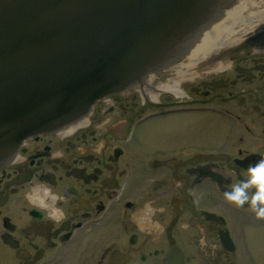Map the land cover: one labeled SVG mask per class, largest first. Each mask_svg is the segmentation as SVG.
<instances>
[{"label":"flooded vegetation","instance_id":"obj_1","mask_svg":"<svg viewBox=\"0 0 264 264\" xmlns=\"http://www.w3.org/2000/svg\"><path fill=\"white\" fill-rule=\"evenodd\" d=\"M218 4L138 80L3 156L0 264H262L264 218L225 187L264 158V0Z\"/></svg>","mask_w":264,"mask_h":264},{"label":"water","instance_id":"obj_2","mask_svg":"<svg viewBox=\"0 0 264 264\" xmlns=\"http://www.w3.org/2000/svg\"><path fill=\"white\" fill-rule=\"evenodd\" d=\"M219 0H0V160L160 64Z\"/></svg>","mask_w":264,"mask_h":264},{"label":"clouds","instance_id":"obj_3","mask_svg":"<svg viewBox=\"0 0 264 264\" xmlns=\"http://www.w3.org/2000/svg\"><path fill=\"white\" fill-rule=\"evenodd\" d=\"M255 186V192L250 189ZM225 196L238 205L249 202L257 217L264 218V158L248 167V178L225 187Z\"/></svg>","mask_w":264,"mask_h":264},{"label":"rangeland","instance_id":"obj_4","mask_svg":"<svg viewBox=\"0 0 264 264\" xmlns=\"http://www.w3.org/2000/svg\"><path fill=\"white\" fill-rule=\"evenodd\" d=\"M263 249H264V247H263ZM263 257H264V252H263ZM262 264H264V258H263V262H262Z\"/></svg>","mask_w":264,"mask_h":264}]
</instances>
